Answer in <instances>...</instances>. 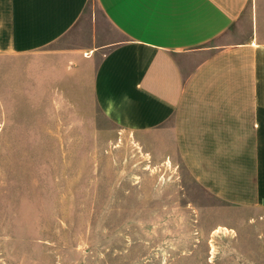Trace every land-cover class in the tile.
I'll return each mask as SVG.
<instances>
[{"label": "rangeland", "instance_id": "obj_1", "mask_svg": "<svg viewBox=\"0 0 264 264\" xmlns=\"http://www.w3.org/2000/svg\"><path fill=\"white\" fill-rule=\"evenodd\" d=\"M91 7L48 47L0 52V264H264V205L217 198L166 143L96 107L103 51L89 49L119 35ZM254 31L264 40V0L225 39Z\"/></svg>", "mask_w": 264, "mask_h": 264}, {"label": "crops", "instance_id": "obj_2", "mask_svg": "<svg viewBox=\"0 0 264 264\" xmlns=\"http://www.w3.org/2000/svg\"><path fill=\"white\" fill-rule=\"evenodd\" d=\"M247 1L0 0V52L52 45L94 3L119 35L89 49L103 51L89 80L101 114L155 135L217 198L264 205V40L225 39Z\"/></svg>", "mask_w": 264, "mask_h": 264}]
</instances>
